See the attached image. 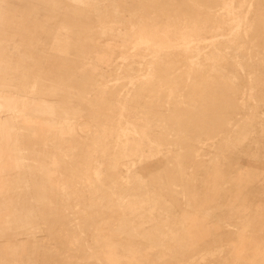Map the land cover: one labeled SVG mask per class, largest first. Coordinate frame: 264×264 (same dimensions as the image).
Masks as SVG:
<instances>
[{
  "label": "rangeland",
  "instance_id": "1",
  "mask_svg": "<svg viewBox=\"0 0 264 264\" xmlns=\"http://www.w3.org/2000/svg\"><path fill=\"white\" fill-rule=\"evenodd\" d=\"M26 1L52 29L0 1V264H264V0Z\"/></svg>",
  "mask_w": 264,
  "mask_h": 264
},
{
  "label": "bare ground",
  "instance_id": "2",
  "mask_svg": "<svg viewBox=\"0 0 264 264\" xmlns=\"http://www.w3.org/2000/svg\"><path fill=\"white\" fill-rule=\"evenodd\" d=\"M1 1V0H0ZM6 3V8H4L5 10H2V13L1 14H4V16H7V20L9 21V25H7V27H6V29H9V28H12L14 31H17V32H20V33H24V34H27V33H29V34H36V33H44V32H48V31H50V29H52V28H50V27H46L42 22H40V23H34V22H32L31 21V23H30V19L29 20H27L28 18L26 17V15H28V14H30L31 12H32V10H33V8L28 4V3H26L27 1L26 0H22V1H20V0H4ZM141 1H144V0H141ZM149 1V0H148ZM151 3H153V1L151 2ZM1 7H2V5H0ZM38 8H40V21H45V17H47V15H50L51 14V9L50 8H48V7H42V6H40V7H38ZM16 12H18V13H20L19 15L20 16H22L21 18L20 17H18L17 16V14H16ZM55 14V13H54ZM56 16V15H55ZM51 17V16H50ZM49 17V18H50ZM23 18H25V19H23ZM48 18V17H47ZM18 19H20V21L21 20H24V21H26L25 23L23 22V23H21V24H18V25H16L18 22L16 21V20H18ZM19 21V22H20ZM35 21V20H34ZM11 22V23H10ZM8 23V22H7ZM49 24H51V23H49ZM209 28V27H208ZM13 30H8V31H10V33H11V31H13ZM51 31H53V30H51ZM8 34V33H7ZM12 34V33H11ZM9 35V34H8ZM28 35V34H27ZM5 36V35H4ZM11 36V35H10ZM15 36H17V35H15ZM30 37V36H29ZM33 37V36H32ZM28 38V37H27ZM33 38H35V36L33 37ZM23 41H25V40H23ZM32 43H35V44H41V43H44V41H31ZM60 44H59V46L60 47H58L57 48V50H53V49H51V51H53L54 52V54H60V55H62L63 53H62V51H61V49H63V48H65L64 47V41H61V42H59ZM19 44H21V43H19ZM26 44V43H25ZM25 46V45H24ZM23 48V47H22ZM37 48V47H36ZM38 48H43V46H40V47H38ZM31 51V50H30ZM33 51V50H32ZM31 51V52H32ZM27 52V51H26ZM30 54V53H29ZM39 57V56H38ZM42 60V59H41ZM175 62V61H174ZM179 62V61H178ZM171 64H173V63H171ZM181 64V63H180ZM182 65V64H181ZM178 66V65H177ZM78 67H80V63H79V60L77 61V62H75L74 64H73V67L71 68V73H73V75H74V73L76 72V70L78 69ZM182 69V68H181ZM198 75V74H197ZM179 76V75H178ZM200 76V75H199ZM198 76V77H199ZM202 76V75H201ZM191 77V76H190ZM177 78V77H176ZM195 78V77H194ZM211 78V77H210ZM209 78V79H210ZM214 78V77H213ZM179 79V78H178ZM200 79V78H199ZM204 79V78H203ZM202 80V79H201ZM177 82V81H176ZM189 82V77H188V74L187 73H181V80H180V82H179V87H178V91L180 90V89H185V91L186 92H188V90H189V88H191L190 87V82ZM175 83V82H174ZM196 84V83H195ZM201 84V83H200ZM170 84H168V86H169ZM176 85V84H175ZM196 85H198V84H196ZM204 85V86H203ZM203 85H202V87H200V88H198V89H196L195 88V90H193V91H198V92H200V91H202V88L203 87H205L206 86V84H204L203 83ZM169 89V88H168ZM192 91V89H191V92H193ZM157 121V120H156ZM195 134V133H194ZM171 145V144H170ZM220 173V172H219ZM239 183V186H238V188L240 187V182H238ZM240 189H241V187H240ZM237 189L235 188L234 189V191H236ZM207 191V190H206ZM210 194V193H209ZM207 196H208V194H207ZM209 197V196H208ZM210 198V197H209ZM235 200V199H234ZM209 201V200H208ZM212 203V202H211ZM234 203V202H233ZM236 203V202H235ZM208 204V203H207ZM241 205V204H240ZM240 205H239V207H240ZM117 206V205H116ZM211 206V205H210ZM242 206V205H241ZM206 207H207V205H206ZM202 209V208H201ZM203 210V209H202ZM199 211V210H198ZM200 212H203V211H200ZM205 213H206V211H205ZM264 213V212H263ZM207 214H209V213H206V215ZM261 213L259 212V215H260ZM205 215V214H204ZM258 215V214H257ZM258 215V216H259ZM262 215V214H261ZM260 215V216H261ZM264 217V216H263ZM227 218H229V217H227ZM226 218V219H227ZM258 218H260V217H258ZM258 218H257V220H258ZM182 219V218H181ZM181 219H179V221L181 220ZM225 219V220H226ZM229 219H231V217L229 218ZM195 220V217H194V219H193V221ZM222 220H224V218L222 219ZM256 220V219H255ZM261 220H262V218H261ZM260 220V221H261ZM263 220H264V218H263ZM188 221V220H187ZM190 222V221H189ZM188 222V223H189ZM203 222V221H202ZM262 222V221H261ZM181 223V222H180ZM192 223V222H191ZM225 223V222H224ZM228 223V222H227ZM252 223H254V222H252ZM186 224H187V222H186ZM185 224V225H186ZM264 224V223H263ZM217 225V224H216ZM224 225V224H223ZM187 226V225H186ZM191 226V225H190ZM222 226V225H221ZM253 226V225H252ZM251 226V227H252ZM184 228H185V226H184ZM249 228H250V226H249ZM187 229V228H186ZM193 229V228H192ZM259 229V228H258ZM257 229V230H258ZM92 230V229H91ZM250 230H251V228H250ZM249 230V231H250ZM192 231V230H191ZM195 232V231H194ZM193 232V233H194ZM193 233H192V235H193ZM244 233V232H243ZM255 233V232H254ZM257 233H258V231H257ZM260 233V232H259ZM195 234V233H194ZM251 234V233H250ZM196 235V234H195ZM197 235H200V234H197ZM246 235H249L248 233L246 234ZM253 233H252V236L251 237H253ZM255 235H256V233H255ZM261 235V234H260ZM191 237V236H190ZM257 237H259V236H257ZM199 238H200V236H199ZM254 239V238H253ZM255 239H257V238H255ZM243 240V239H242ZM245 240H246V238H245ZM259 241H260V237H259V239H258ZM181 241V240H180ZM199 241V240H198ZM253 241V240H252ZM255 241L256 240H254V242L253 243H255ZM180 243V242H179ZM184 243V242H183ZM252 243V244H253ZM259 243V242H258ZM181 244V243H180ZM240 243H238V245H239ZM257 245H259V244H255L254 246H257ZM261 245V244H260ZM181 246H182V244H181ZM241 246V245H240ZM172 247V246H171ZM177 247H179L178 245H177ZM238 247H236V249H237ZM260 248H262V247H260ZM257 249V248H256ZM256 249L254 248V251H256ZM258 249H259V247H258ZM264 249V248H263ZM250 250V249H249ZM237 251H238V249H237ZM258 252H259V250H258ZM134 252H132V254H133ZM199 253V252H198ZM237 253V252H236ZM110 254V253H109ZM108 254V256L109 257H111L110 255ZM138 254V253H137ZM235 254V253H234ZM239 254V259H240V257L242 256H240V253H238ZM237 254V255H238ZM244 254V253H243ZM133 256H136V254L135 255H133ZM248 256V255H247ZM114 257V256H113ZM112 257V258H113ZM123 257H125V256H123ZM249 257V256H248ZM111 258V259H112ZM247 258V257H246ZM110 259V258H109ZM139 259V258H138ZM241 259H242V257H241ZM250 259V258H249ZM112 261V260H111ZM243 261V260H242ZM245 261V260H244ZM243 261V262H244ZM247 261V260H246ZM98 262V261H97ZM110 262V261H109ZM247 262H249V261H247ZM94 263V262H93ZM111 263V262H110ZM114 263V262H113ZM140 263V262H139ZM109 264V263H108ZM242 264H244V263H242Z\"/></svg>",
  "mask_w": 264,
  "mask_h": 264
},
{
  "label": "crops",
  "instance_id": "3",
  "mask_svg": "<svg viewBox=\"0 0 264 264\" xmlns=\"http://www.w3.org/2000/svg\"><path fill=\"white\" fill-rule=\"evenodd\" d=\"M0 35H2V33H0ZM29 39H35V38H32V37H28ZM27 37L26 38H23V40H27L28 39ZM19 59V58H18ZM0 93H2L1 92V90H0ZM5 92L3 91V94H4ZM22 118H23V120H24V122L28 125V126H32V127H34L35 129L37 128V129H43L45 126H47V125H49V124H57L59 127H63V128H67V125L66 124H62V123H60V124H58V122H59V119L60 118H58V119H49V118H41L40 117V119H38L37 117H34V116H31V115H22ZM63 125V126H62ZM3 126V123H2V121L0 120V128ZM8 149V148H7ZM6 150V149H5ZM8 157H9V159H10V164H11V162H13V164H14V158H13V156H12V154L11 153H8ZM3 158H4V154L2 153V151H0V163L3 161ZM13 164H11V165H13Z\"/></svg>",
  "mask_w": 264,
  "mask_h": 264
}]
</instances>
